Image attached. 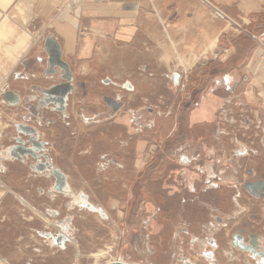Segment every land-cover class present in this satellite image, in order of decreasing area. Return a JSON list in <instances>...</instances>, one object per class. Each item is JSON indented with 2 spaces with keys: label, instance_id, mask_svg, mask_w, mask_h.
<instances>
[{
  "label": "rangeland",
  "instance_id": "rangeland-1",
  "mask_svg": "<svg viewBox=\"0 0 264 264\" xmlns=\"http://www.w3.org/2000/svg\"><path fill=\"white\" fill-rule=\"evenodd\" d=\"M218 9L221 12L217 14L235 28L241 26ZM100 68L104 72V66ZM155 74L159 81L154 82L164 86L165 76L160 70ZM89 83L105 93L82 102L78 90L82 86L77 80L58 85L57 111L67 109L66 117L62 113L56 116L59 131L51 136L49 128L39 126L50 118L46 98L38 107L45 111V119L40 122L37 116L31 117L29 124L35 130L26 129L33 146L29 155L42 153L38 150L41 144L37 145L40 139L53 140L58 155H54L55 167H48H57L68 176H61L59 170L56 178L0 176L4 187L0 264H223L221 251L208 239L214 236L219 240L226 232L233 234L238 249L254 242L256 252L246 249V253L255 264L263 262L264 104L243 100V82L238 81V92L233 98L230 95L228 103H219L218 112L211 115L218 126L216 147L224 154L214 158V174L209 179L201 173L204 157L210 158L205 153L212 152L214 146L202 144L193 151L196 134L191 129L182 123L181 128L178 123L176 129L165 128V86L150 96H134L125 90L117 96L114 82L102 72ZM76 91L78 98L73 96ZM170 105L175 110L182 107L176 97ZM123 109L129 120L120 136V130L113 131L111 126ZM36 128L46 134L38 136ZM180 149L195 152V165L201 169L196 178L189 174L182 180L185 192L180 187L179 193H172L176 186L171 182L165 185L162 166L165 153L175 155ZM200 152L204 154L199 161ZM12 161L5 164L25 168ZM52 183L58 192L51 197L46 191ZM40 186L44 191H38ZM37 231L51 236L42 237Z\"/></svg>",
  "mask_w": 264,
  "mask_h": 264
},
{
  "label": "crops",
  "instance_id": "crops-1",
  "mask_svg": "<svg viewBox=\"0 0 264 264\" xmlns=\"http://www.w3.org/2000/svg\"><path fill=\"white\" fill-rule=\"evenodd\" d=\"M215 7L241 26L235 28L217 14ZM47 37L58 42L68 72L50 66L44 47ZM158 70L165 76V128L176 129L177 123L181 128L182 123L191 129L196 134L193 151L202 144L214 146L212 152L205 153L210 158L204 157L201 173L209 179L214 174V158L224 154L217 150L218 126L211 115L238 92V81L243 82L245 102L264 104V0H0V176L58 177L59 169L48 167H55L54 155H58L53 140L40 139L37 145L41 144L38 150L42 155L38 150L29 155L33 146L26 129L33 127L29 124L33 116L40 122L45 119V111L38 107L46 98L50 118L39 126L49 128L51 136L59 131L56 116L62 112L57 111L54 99L58 95L53 89L63 84L66 76L81 84L78 90L84 102L105 93L89 83L101 72L114 82L117 96L121 90L150 96L164 87L154 82L159 81ZM7 91L15 93L14 102L4 98ZM73 96L78 98L77 91ZM175 97L182 105L178 110L170 105ZM125 110L114 120V130L107 133L120 130L121 136L123 126L128 128ZM172 112H178L177 118ZM185 113L188 115L184 117ZM61 116H67V109ZM36 132L38 136L46 134L38 128ZM191 151L165 153L162 168L165 185L171 182L176 186L172 193H179L180 187L185 192L182 180L189 174L194 178L199 175L201 168L195 165L198 157ZM199 154L200 161L204 153ZM6 160L25 168H10ZM27 161L31 162L28 167ZM59 171L61 176H68ZM52 184L46 191L51 197L58 192ZM3 188L0 185V197ZM38 191L44 190L40 186ZM37 232L42 237L51 236ZM232 237L226 232L219 240L214 236L208 239L221 251L223 264H255L244 245L238 249ZM57 245L54 241L55 248ZM260 262L264 264V260Z\"/></svg>",
  "mask_w": 264,
  "mask_h": 264
},
{
  "label": "water",
  "instance_id": "water-1",
  "mask_svg": "<svg viewBox=\"0 0 264 264\" xmlns=\"http://www.w3.org/2000/svg\"><path fill=\"white\" fill-rule=\"evenodd\" d=\"M44 46H45V49L47 50V52L49 54L50 66L51 67L59 66L65 72H68L69 69H68L67 64L65 62H63L62 59H61V49H60V46H59L58 42L52 37H47L45 39ZM69 79L70 78L68 76H66V80H69ZM66 85L68 87V83L65 84L64 87H66ZM60 87L61 86H57L53 90H55V92H57V89H59ZM14 95H15L14 92L7 91L3 96H4L5 99L13 102V101H15L17 99V97H15ZM32 143H33V141H32ZM251 244H252L251 247H248V246L245 245L246 247L244 246L243 248H245L247 250H250L252 252H256V250H255L256 244L254 242H252ZM257 254L262 255L259 252H257ZM111 264H133V263L117 261V262H114V263H111Z\"/></svg>",
  "mask_w": 264,
  "mask_h": 264
},
{
  "label": "built area",
  "instance_id": "built-area-1",
  "mask_svg": "<svg viewBox=\"0 0 264 264\" xmlns=\"http://www.w3.org/2000/svg\"><path fill=\"white\" fill-rule=\"evenodd\" d=\"M215 10H216V11H218V12H221V11H219V9H218V8H215Z\"/></svg>",
  "mask_w": 264,
  "mask_h": 264
},
{
  "label": "bare ground",
  "instance_id": "bare-ground-1",
  "mask_svg": "<svg viewBox=\"0 0 264 264\" xmlns=\"http://www.w3.org/2000/svg\"><path fill=\"white\" fill-rule=\"evenodd\" d=\"M14 102V101H13ZM11 103V102H10Z\"/></svg>",
  "mask_w": 264,
  "mask_h": 264
}]
</instances>
